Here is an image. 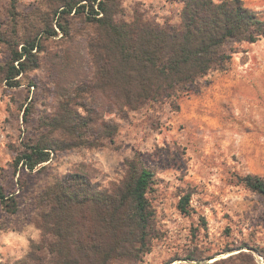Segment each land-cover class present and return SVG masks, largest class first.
Wrapping results in <instances>:
<instances>
[{
	"label": "rangeland",
	"instance_id": "rangeland-1",
	"mask_svg": "<svg viewBox=\"0 0 264 264\" xmlns=\"http://www.w3.org/2000/svg\"><path fill=\"white\" fill-rule=\"evenodd\" d=\"M52 1L0 0V190L18 205L11 213L0 198V264H17L41 240L38 205L50 186L80 172L106 187L125 177L133 159L155 171L148 196L156 213L151 249L135 264H264V196L243 182L249 174L264 178V38L232 43L230 69L199 80L179 108L149 103L105 113L119 126L113 140L59 150L32 171L16 159L47 131L61 101L83 112L82 104L94 99L78 87L92 72L91 26L83 15L66 17L71 35H65L54 23ZM244 1L264 11V0ZM181 7L178 0H121L116 19L132 21L139 10L158 22L176 21ZM53 24L57 34L39 36L40 66L12 85L4 68L16 41ZM187 193L184 213L179 202Z\"/></svg>",
	"mask_w": 264,
	"mask_h": 264
},
{
	"label": "trees",
	"instance_id": "trees-1",
	"mask_svg": "<svg viewBox=\"0 0 264 264\" xmlns=\"http://www.w3.org/2000/svg\"><path fill=\"white\" fill-rule=\"evenodd\" d=\"M178 1L180 18L163 22L139 10L132 21L117 20L121 0L51 2L54 23L65 35H71L66 17L83 15L91 26L87 48L92 72L79 79L78 87L94 99L82 104L83 112L63 99L57 114L46 121L48 133L19 153L18 167L33 171L59 150L99 147L113 140L119 126L105 119V113L138 110L149 103L179 108V99L199 80L230 69L236 52L232 43L264 38V11L244 0ZM53 26L16 41L10 65L4 68L12 85L22 73L40 66L39 36L57 34ZM127 164L125 177L109 186L72 172L43 192L36 220L41 240L32 242L17 264H135L149 252L156 213L148 194L155 171L137 159ZM243 182L264 196L263 177L249 174ZM0 198L16 213L13 196L0 190ZM191 199V193L181 198L182 212H190Z\"/></svg>",
	"mask_w": 264,
	"mask_h": 264
},
{
	"label": "crops",
	"instance_id": "crops-1",
	"mask_svg": "<svg viewBox=\"0 0 264 264\" xmlns=\"http://www.w3.org/2000/svg\"><path fill=\"white\" fill-rule=\"evenodd\" d=\"M260 41V40H259ZM258 42V41H257ZM257 42H255V43H257ZM255 43H252L253 45L255 44Z\"/></svg>",
	"mask_w": 264,
	"mask_h": 264
}]
</instances>
